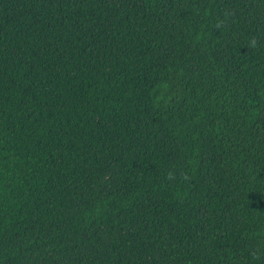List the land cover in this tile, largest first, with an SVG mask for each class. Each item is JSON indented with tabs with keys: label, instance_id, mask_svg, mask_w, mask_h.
<instances>
[{
	"label": "trees",
	"instance_id": "16d2710c",
	"mask_svg": "<svg viewBox=\"0 0 264 264\" xmlns=\"http://www.w3.org/2000/svg\"><path fill=\"white\" fill-rule=\"evenodd\" d=\"M0 264H264V0H0Z\"/></svg>",
	"mask_w": 264,
	"mask_h": 264
}]
</instances>
